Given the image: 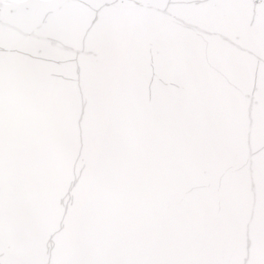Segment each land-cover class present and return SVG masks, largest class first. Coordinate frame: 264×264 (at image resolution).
<instances>
[{
  "label": "water",
  "instance_id": "95a60500",
  "mask_svg": "<svg viewBox=\"0 0 264 264\" xmlns=\"http://www.w3.org/2000/svg\"><path fill=\"white\" fill-rule=\"evenodd\" d=\"M0 264H264V0H0Z\"/></svg>",
  "mask_w": 264,
  "mask_h": 264
},
{
  "label": "rangeland",
  "instance_id": "374dc122",
  "mask_svg": "<svg viewBox=\"0 0 264 264\" xmlns=\"http://www.w3.org/2000/svg\"><path fill=\"white\" fill-rule=\"evenodd\" d=\"M5 2H9V3H12V2H20V1H23V0H4Z\"/></svg>",
  "mask_w": 264,
  "mask_h": 264
},
{
  "label": "bare ground",
  "instance_id": "6f19581e",
  "mask_svg": "<svg viewBox=\"0 0 264 264\" xmlns=\"http://www.w3.org/2000/svg\"><path fill=\"white\" fill-rule=\"evenodd\" d=\"M52 1V0H51ZM3 7H6L5 5Z\"/></svg>",
  "mask_w": 264,
  "mask_h": 264
}]
</instances>
